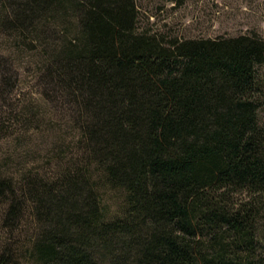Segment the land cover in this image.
Segmentation results:
<instances>
[{"label":"trees","instance_id":"16d2710c","mask_svg":"<svg viewBox=\"0 0 264 264\" xmlns=\"http://www.w3.org/2000/svg\"><path fill=\"white\" fill-rule=\"evenodd\" d=\"M0 4L2 31L37 38L73 13L79 35L49 57L46 75L82 112L86 159L123 199L109 217L88 177L27 181L35 264H264L261 38L167 39L138 27L136 0ZM20 201L0 177L10 229ZM0 264H12L9 251Z\"/></svg>","mask_w":264,"mask_h":264},{"label":"rangeland","instance_id":"374dc122","mask_svg":"<svg viewBox=\"0 0 264 264\" xmlns=\"http://www.w3.org/2000/svg\"><path fill=\"white\" fill-rule=\"evenodd\" d=\"M136 5L138 27L167 39L255 35L264 41V0H184L177 7L136 0ZM2 10L0 4V16ZM52 25L45 22L39 38L33 30L0 29V177L11 181L23 202L15 229L5 226L6 204L0 203V253L9 251L12 264H35L31 249L38 225L21 192L27 181L55 186L68 173L88 177L109 217L123 206L122 193L109 187L86 159L82 112L46 75L49 57L79 35L73 13Z\"/></svg>","mask_w":264,"mask_h":264}]
</instances>
